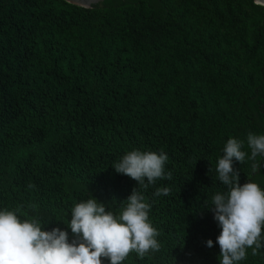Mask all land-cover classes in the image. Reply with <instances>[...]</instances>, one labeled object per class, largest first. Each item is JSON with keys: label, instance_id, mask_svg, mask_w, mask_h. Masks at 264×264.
<instances>
[{"label": "trees", "instance_id": "1", "mask_svg": "<svg viewBox=\"0 0 264 264\" xmlns=\"http://www.w3.org/2000/svg\"><path fill=\"white\" fill-rule=\"evenodd\" d=\"M250 132L264 134V5L0 0V210L67 230L71 242L76 203L95 197L119 214L136 187L160 248L123 264H220L210 208L228 188L215 167L236 138L240 184L264 188ZM132 150L166 152L172 178L145 189L116 172ZM161 187L170 194L154 195ZM239 264H264V247Z\"/></svg>", "mask_w": 264, "mask_h": 264}, {"label": "clouds", "instance_id": "2", "mask_svg": "<svg viewBox=\"0 0 264 264\" xmlns=\"http://www.w3.org/2000/svg\"><path fill=\"white\" fill-rule=\"evenodd\" d=\"M261 5L262 0H254ZM242 141L227 140L224 155L219 158L215 171L218 179L227 186V192H218L212 198L214 219L222 229L216 239L220 245V264H239L246 259L247 250L256 255L264 247V188L248 180L240 184L239 171L234 161H245ZM247 144L250 159L264 156V134L249 133ZM169 157L161 150L127 152L114 164L116 172L134 179L147 188L159 179H171L172 172H165ZM260 165L252 164L253 171ZM147 180V183H145ZM171 189L161 187L154 195H169ZM119 214L106 210V204L97 198L76 203L71 209L70 222L74 239L59 227L44 230L37 218L21 219L18 209L0 210V264H123L132 252L143 259L160 248V235L150 220L151 204L134 187ZM209 239L207 246L212 247Z\"/></svg>", "mask_w": 264, "mask_h": 264}, {"label": "water", "instance_id": "3", "mask_svg": "<svg viewBox=\"0 0 264 264\" xmlns=\"http://www.w3.org/2000/svg\"><path fill=\"white\" fill-rule=\"evenodd\" d=\"M70 3L82 6V7H86V8H91L93 7L95 4H98L100 2H103L104 0H66ZM261 5H264V0H262Z\"/></svg>", "mask_w": 264, "mask_h": 264}]
</instances>
